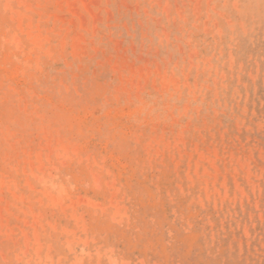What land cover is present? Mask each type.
I'll return each mask as SVG.
<instances>
[{"label":"rangeland","instance_id":"1","mask_svg":"<svg viewBox=\"0 0 264 264\" xmlns=\"http://www.w3.org/2000/svg\"><path fill=\"white\" fill-rule=\"evenodd\" d=\"M0 264H264V0H0Z\"/></svg>","mask_w":264,"mask_h":264},{"label":"bare ground","instance_id":"2","mask_svg":"<svg viewBox=\"0 0 264 264\" xmlns=\"http://www.w3.org/2000/svg\"><path fill=\"white\" fill-rule=\"evenodd\" d=\"M41 32H42V31H41ZM41 32H40V33H41ZM38 36H39V35H38ZM41 36H42V35H41ZM41 36H40V37H41ZM46 38H47V37H46ZM34 39H35V38H34ZM52 39H53V38H52ZM37 42H38V41H37ZM53 115H54V114H53ZM107 143H108V142H107Z\"/></svg>","mask_w":264,"mask_h":264}]
</instances>
